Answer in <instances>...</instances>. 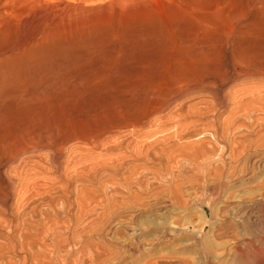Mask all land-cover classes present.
Segmentation results:
<instances>
[{"label": "rangeland", "instance_id": "1", "mask_svg": "<svg viewBox=\"0 0 264 264\" xmlns=\"http://www.w3.org/2000/svg\"><path fill=\"white\" fill-rule=\"evenodd\" d=\"M82 1V29L72 26L62 43L70 50L44 52L41 64L20 73L32 89L54 77L65 87L52 92L54 114L44 121L63 132L52 130L56 142L65 141L55 167L46 151L6 160L3 147L21 127L37 135L45 123L24 124L13 119L14 107L2 108L0 264H200L201 246L212 264L226 256L230 264L240 244L230 237L234 227L262 236L254 222L264 218L255 208L264 202V7L253 0ZM222 2L229 20L239 21L197 27ZM217 26L234 38L225 42ZM201 33L210 34L207 58L190 61L185 51ZM9 44L13 37L2 44L6 57L32 42Z\"/></svg>", "mask_w": 264, "mask_h": 264}, {"label": "bare ground", "instance_id": "2", "mask_svg": "<svg viewBox=\"0 0 264 264\" xmlns=\"http://www.w3.org/2000/svg\"><path fill=\"white\" fill-rule=\"evenodd\" d=\"M81 1L82 0H0V151L2 152V133H3V129L4 128V125L5 123H8L7 120L6 122H4L2 124V120H5V115H2V114H5V111L4 113H2V108H5L6 105L8 107H6L7 109L11 107H14L15 110H14V114L12 115L13 116V119L15 120H25L24 121V124L27 120V124L30 123L28 122L32 120V123L33 122H36V126L43 123L45 120H50L49 117H51L50 115H52V112L54 114V111L51 112V114H48L50 113V107H51V102H55L57 103L55 100L52 101V99L50 100L51 97H53L51 94L52 92H57V91H61L63 92V89L65 91V87H61L63 85L60 86V88L53 82L55 80V77H54V80L52 81H49L46 82V81H43V82H39L37 85H34L36 83H32V86H34L35 88H31L30 84L28 83L27 85V82H23L22 78H21V75L20 73H23L25 70L22 68L26 67H33L36 62H39V58L42 59V53L44 52H50L52 50L56 51L57 49L59 51H62L64 50L65 48L67 49L66 52L68 50H70L69 48L65 47L64 49H62L64 47V43L65 41H67V38H68V32L71 31V28L72 26H79V23H83L82 20L78 17L82 14H80V8L82 7V4H81ZM126 1V0H125ZM131 1V0H129ZM135 1V0H134ZM153 1V0H152ZM90 2V1H89ZM93 2V1H92ZM114 2H116L114 0ZM139 2V1H138ZM83 3V1H82ZM85 3V2H84ZM127 3V2H125ZM133 3V2H132ZM142 3V1H141ZM218 3V2H217ZM99 4V3H98ZM216 4V3H215ZM222 4V5H220ZM226 2H222V3H219L217 4V8H216V11L214 12V15H213V10L212 9H215V8H212V13L209 12L208 15L212 14L211 19L208 18V20L205 18L203 21L204 22H201L202 20H199L198 21V24H197V27H202L205 28V27H209L210 24L212 25H216L218 22H221L220 19L223 17L227 20H229L230 18V15H227L225 12L227 11L228 12V9L226 10ZM252 4L255 5V4H259L261 5L262 7H264V0H253L252 1ZM128 4H126L124 6V8H126ZM141 6H143L141 4ZM184 7V6H183ZM214 7V6H213ZM259 7V6H258ZM128 9L130 7H127ZM126 8V10H128ZM235 8V7H234ZM237 9V8H236ZM260 10V9H259ZM98 11V10H97ZM124 11V10H123ZM264 11V10H262ZM184 13V12H183ZM80 14V15H79ZM84 14V17L85 16V13ZM94 14V13H93ZM92 14V16H93ZM229 14V12H228ZM245 14V13H244ZM183 15V14H182ZM188 15V14H187ZM260 15V14H259ZM83 16V15H82ZM95 16V14H94ZM180 16V15H179ZM178 16V18H180ZM205 16V15H204ZM96 17V16H95ZM183 17V16H182ZM187 17V16H186ZM210 17V16H208ZM256 17V16H255ZM88 18V17H87ZM190 18V16H189ZM193 18V16H192ZM257 18V17H256ZM93 19V18H92ZM91 19V21H92ZM200 19V18H199ZM202 19V18H201ZM85 20V19H84ZM89 20V19H88ZM87 20V21H88ZM191 20V19H190ZM189 20V21H190ZM231 20H234V22H237L239 21V17H232ZM231 20H229L230 22L227 23L226 21L224 22L226 25L227 24H230L231 23ZM237 20V21H236ZM86 21V22H87ZM89 21V22H91ZM97 20H95L96 22ZM178 21V20H177ZM224 21V20H223ZM94 22V21H92ZM91 22V23H92ZM98 22V21H97ZM103 22V21H102ZM106 22V21H105ZM179 22V21H178ZM186 22V21H185ZM191 22V21H190ZM247 22V21H246ZM206 23H209V25L207 24V26H205ZM240 23V22H239ZM250 23V22H249ZM262 23V22H261ZM94 24V23H93ZM117 24V23H116ZM219 24H222L219 23ZM219 24H217L219 26ZM247 24V23H246ZM89 25V24H88ZM88 25H86L87 28ZM105 25V24H104ZM223 25V24H222ZM231 25V24H230ZM229 25V26H230ZM243 25V24H242ZM77 26V28H74V29H82V27L79 29ZM205 26V27H204ZM217 26V27H218ZM225 26V25H224ZM228 26V25H227ZM228 26V27H229ZM98 27V25L96 26ZM212 27V26H211ZM216 27V26H215ZM222 27V26H220ZM227 27V28H228ZM261 27V26H260ZM85 28V26H84ZM224 29V27H222ZM222 28H219L218 29H222ZM226 28V27H225ZM91 29V28H89ZM93 29V28H92ZM96 29V28H95ZM93 29V30H95ZM202 29V28H200ZM210 29V28H209ZM229 29V28H228ZM226 29V30H228ZM230 29H234V28H230ZM229 29V30H230ZM138 30V29H137ZM203 30V29H202ZM213 30V29H212ZM215 30V29H214ZM225 30V29H224ZM223 30V31H224ZM198 31V30H196ZM210 31V30H209ZM232 31V30H231ZM74 32H76L74 30ZM84 32V31H83ZM97 32V31H96ZM142 32V31H141ZM183 32V30H182ZM200 33V30L198 31ZM216 31H214L215 33ZM219 32V31H217ZM222 32V30H221ZM233 32V31H232ZM235 32V31H234ZM73 33V32H72ZM91 33V32H90ZM147 33V32H145ZM154 33V32H153ZM211 33V32H210ZM224 32H222V35H223ZM231 33V32H230ZM259 33V32H258ZM82 34V32H81ZM93 34V33H92ZM140 34V33H139ZM197 34V33H196ZM207 33H205L204 35L206 36ZM94 35V34H93ZM101 35V34H100ZM204 35H202V33L199 35H197L195 38V40H193L194 44H193V47L192 49H190L191 52H189L188 50L185 51L186 54H188V57L187 58H190V61H197V62H200L201 59H206L207 58V55H204L203 51L205 52V49L204 47H206L205 45V42L206 40L204 39ZM210 34H208L207 36H209ZM221 35V36H222ZM14 38L15 40V45H11L13 47H20L19 44L28 40V39H31V42L32 44L29 45V47H26L27 49L24 50L23 52H20V53H17L15 55H9L8 57L2 55V44H6V42H8V40L12 37ZM73 36V35H71ZM75 36V35H74ZM73 36V37H74ZM84 36V35H83ZM199 36V37H198ZM207 36L205 38H207ZM235 35L233 34H228V35H223L222 37H224V41H225V37L227 38H234ZM260 36V35H259ZM76 37V36H75ZM88 37L89 34H88ZM87 37V38H88ZM77 38V37H76ZM84 38V37H83ZM172 38V37H171ZM85 39V38H84ZM239 39V38H238ZM72 40V39H71ZM80 40V39H78ZM88 40V39H87ZM86 40V41H87ZM178 40V39H177ZM182 40V39H180ZM256 40V39H255ZM258 40V38H257ZM74 41V40H73ZM72 41V42H73ZM77 41V40H76ZM90 41V40H89ZM183 41V40H182ZM185 41V40H184ZM208 41V40H207ZM228 41V40H227ZM64 42V43H63ZM226 42V41H225ZM27 43H30L27 42ZM26 43V45H27ZM63 43V44H62ZM77 43V42H76ZM189 43V41L187 42ZM187 43H185V47L188 45ZM192 43V42H191ZM207 43V42H206ZM250 43V41H249ZM255 43V41H254ZM62 44V45H61ZM72 46L75 45V42L74 44L71 43ZM180 43H178L179 45ZM184 44V43H183ZM181 45V44H180ZM258 45V44H257ZM256 45V46H257ZM28 46V45H27ZM71 46V47H72ZM80 48H81V45H79ZM253 46V45H251ZM78 47V46H76ZM180 47V46H179ZM184 47V46H183ZM188 47V46H187ZM208 47V45H207ZM57 48V49H56ZM79 48V49H80ZM84 48V47H83ZM82 48V49H83ZM255 48V47H254ZM8 48L6 47L5 50H7ZM17 49V48H16ZM24 49V48H23ZM243 49V48H242ZM4 50V51H5ZM78 51V49H76ZM81 50V49H80ZM79 50V51H80ZM250 50V49H249ZM8 51V50H7ZM13 51V50H12ZM11 51V52H12ZM15 51V50H14ZM18 51H21V50H18ZM10 52V51H9ZM8 52V53H9ZM65 52V53H66ZM71 52V51H70ZM69 52V53H70ZM53 53V51H52ZM55 53V52H54ZM57 53V52H56ZM59 53V52H58ZM171 53V52H169ZM10 54V53H9ZM12 54V53H11ZM205 54H207V52H205ZM240 54V53H239ZM238 54V55H239ZM46 55V54H45ZM63 55V53L61 54ZM60 53H59V56L61 57ZM237 55V56H238ZM241 55V54H240ZM41 56V57H40ZM52 56V54H51ZM56 57V59L58 58L56 56V54L54 55ZM69 56V54L67 55ZM66 56V57H67ZM187 56V55H185ZM44 57V56H43ZM47 57V56H46ZM45 57V58H46ZM50 57V56H49ZM63 57L65 58L66 60V57H65V54L63 55ZM52 58V57H51ZM62 58V59H64ZM245 58V57H243ZM55 59V60H56ZM59 59V58H58ZM186 59V58H185ZM43 60V59H42ZM245 60V59H244ZM47 61V60H46ZM49 61V60H48ZM51 61V60H50ZM53 61V60H52ZM63 60L60 61V64ZM186 61V60H185ZM54 62V61H53ZM57 62V61H56ZM65 62V61H64ZM63 62V63H64ZM40 63V62H39ZM55 63V62H54ZM59 63V62H58ZM256 63V62H255ZM41 64V63H40ZM39 64V65H40ZM49 64V62H48ZM52 64V63H51ZM57 64V63H56ZM55 64V66H56ZM60 64L58 65L59 68H60ZM47 63L45 64L44 67H46ZM63 65V64H62ZM61 65V66H62ZM189 65V64H188ZM24 66V67H23ZM42 68H43V65H41ZM40 66V67H41ZM54 66V65H53ZM31 67V70L33 71ZM37 67H38V64H37ZM36 67V68H37ZM39 67V68H40ZM49 67V66H48ZM192 67V66H191ZM34 68V67H33ZM47 68V67H46ZM52 68H55V67H52ZM57 68V67H56ZM55 68V69H56ZM176 68V67H175ZM262 68V67H261ZM44 69V68H43ZM42 69V70H43ZM58 69V68H57ZM182 69V68H181ZM256 69V68H255ZM35 70V69H34ZM47 72H48V69H46ZM50 70V69H49ZM53 70V69H52ZM51 70V71H52ZM162 70V69H161ZM186 70V69H185ZM41 71V70H40ZM27 72V71H26ZM31 72V71H29ZM50 72V71H49ZM186 72V71H185ZM39 73V72H38ZM42 73V72H41ZM39 73V74H41ZM44 73V72H43ZM51 73V72H50ZM55 73H59L58 71L57 72H54L53 71V74ZM39 74H34L35 75H39ZM48 77H50L51 74L47 73ZM59 75V74H58ZM60 75H61V72H60ZM23 76V75H22ZM26 76V75H24ZM33 76V75H32ZM33 76V78H35ZM40 76V75H39ZM171 76V75H170ZM190 76V75H189ZM38 77V76H37ZM41 77V76H40ZM45 77H46V74H45ZM25 78V77H24ZM23 78V79H24ZM26 80H31L30 79V76L27 77ZM43 78V75L42 77ZM47 78V77H46ZM45 78V79H46ZM51 78V77H50ZM58 79V78H57ZM61 78L59 77V79L57 80V84L60 82ZM63 79V78H62ZM34 81V79H33ZM40 81V80H38ZM37 81V82H38ZM67 82V80H65ZM74 81V80H73ZM32 82V81H31ZM36 82V81H35ZM64 82V81H63ZM64 82V83H66ZM61 83V82H60ZM74 83V82H73ZM62 84V83H61ZM30 85V86H29ZM69 85V83H68ZM71 86V85H69ZM76 86H74L75 88ZM136 87V86H135ZM32 89L30 92H29V89ZM71 89V88H69ZM68 90V89H67ZM154 90V89H153ZM70 91V90H69ZM55 92V93H56ZM158 92V91H157ZM159 93V92H158ZM54 94V93H53ZM59 94V93H56V95ZM55 95V96H56ZM60 95V94H59ZM58 95V96H59ZM57 96V97H58ZM60 97V96H59ZM163 97V96H162ZM76 98V97H75ZM54 99V98H53ZM58 99V98H57ZM164 99V97H163ZM51 101V102H50ZM76 101V100H75ZM74 102V101H73ZM65 104V103H64ZM59 106V105H58ZM53 107V105H52ZM61 107V104L59 106V108ZM62 107L63 104H62ZM9 108V110H10ZM42 108L41 111H39V109ZM54 108V107H53ZM12 109V108H11ZM46 109V110H45ZM49 109V111H48ZM62 109V108H60ZM45 110V111H44ZM54 110V109H53ZM59 110V109H58ZM63 110V109H62ZM61 110V111H62ZM65 110V109H64ZM48 111V112H47ZM59 111L58 113L60 114ZM9 113V112H7ZM6 113V114H7ZM43 113V114H42ZM57 113V114H58ZM64 114V112H62ZM66 113V111H65ZM68 114V113H67ZM8 117L11 119V117L9 116L10 114H7ZM16 115V116H14ZM54 116V115H53ZM9 119V121H10ZM12 119V120H13ZM52 119H54V117H52ZM14 120V121H15ZM34 120V121H33ZM42 120V121H40ZM55 122V121H54ZM54 122H50L51 123V126ZM60 123V121H58ZM57 122V123H58ZM32 123L30 125H32ZM39 123V124H38ZM45 123V124H44ZM41 126H37L39 127V130H38V134L36 135L35 133L37 132L36 129H34L33 127L31 126H28V127H31V130L28 128V127H25L29 130H25L24 128L21 127V122L18 123L20 124L19 127H21V129H23L21 131V133L14 137V139L12 140V144L8 145V147H3V152H4V155L6 156V160H12V159H15L16 157H18L20 154H32V153H36V152H39V151H46L48 152L51 157H52V160H51V166L52 167H55L56 165V162H57V159H59L63 154H64V144H65V141H60V142H56L57 140L55 139V134L57 131L56 130H59V126L57 124V129L54 130V129H50L49 126L46 124L48 123L47 122H44ZM10 125H12L10 122H9ZM9 124H6V125H9ZM18 124H14V127L15 125H18ZM24 124H22L24 126ZM55 124V123H54ZM35 123H33L32 126H34ZM63 125V123L61 124ZM3 126V128H2ZM65 126V125H63ZM7 127V126H6ZM13 127V129H14ZM7 128L10 129V127L8 126ZM17 128V127H16ZM53 128V127H52ZM61 128V126H60ZM63 128V127H62ZM61 128V129H62ZM8 129V130H9ZM3 130V131H2ZM7 130V129H5ZM36 132H35V131ZM52 130L56 131V132H53ZM64 130V129H63ZM62 132V130H61ZM60 131L57 132L56 134H59L61 133ZM9 133V132H8ZM17 133V132H15ZM63 133V132H62ZM14 134V133H13ZM10 135V134H9ZM11 137V135H10ZM13 138V137H12ZM57 138V137H56ZM59 140V139H58ZM221 189V185H218L216 186L215 188H213V194H216L219 190ZM261 194H264V193H261ZM260 194V195H261ZM262 197V196H261ZM259 198V197H258ZM255 200V198L253 199ZM251 201V200H250ZM250 201H248L250 203ZM247 202V203H248ZM252 202V201H251ZM257 202V201H256ZM245 203V202H244ZM258 203V202H257ZM241 205V204H240ZM250 205V204H249ZM251 205H254V204H251ZM256 208V211L258 213V216H264V202H260L258 205L255 206ZM234 209V208H233ZM245 212V211H244ZM254 213V212H253ZM252 213V214H253ZM254 216V215H253ZM242 218V217H241ZM249 218V217H248ZM259 218V217H258ZM226 219V218H224ZM244 219V218H243ZM237 220V219H236ZM239 220V219H238ZM251 219H247V223H251L250 222ZM262 221H259L258 222H254V224H258V227L260 226L261 229H262V236H258V237H253V238H250L248 235H247V232L246 235L236 231V227H234V231L235 232L233 234H231V231L227 232L230 233V237H232L234 240H232V238H227V236H224V234L220 235V236H224L226 237L227 239H229L230 241L232 240L233 242L234 241H237L238 243L240 244H235V246L232 244V247L231 249L233 250H230L231 251V260H230V264H258V263H262L264 264V218L261 219ZM225 221V220H224ZM234 224V223H233ZM253 224V223H252ZM253 224V225H254ZM231 225V224H230ZM243 225H244V222H243ZM251 225V224H250ZM252 225V227H254ZM247 227V226H245ZM254 229V228H253ZM258 229V228H257ZM233 230V229H232ZM238 230V229H237ZM258 231V230H257ZM224 232V231H223ZM222 232V233H223ZM258 233H260L258 231ZM219 234V233H217ZM257 234V233H256ZM218 236V235H216ZM248 236V238H246ZM217 238V237H216ZM225 238V239H226ZM229 250V249H228ZM230 251L228 252L230 254ZM198 255L201 257H199L198 259H201L200 261V264H212V258L210 257V254L208 252V250L203 246L200 247L199 251H198ZM229 258V257H228ZM226 262H227V256H226V259H224ZM224 261V262H225ZM198 262V261H197ZM223 263V264H226ZM199 263V262H198ZM228 263V262H227Z\"/></svg>", "mask_w": 264, "mask_h": 264}]
</instances>
